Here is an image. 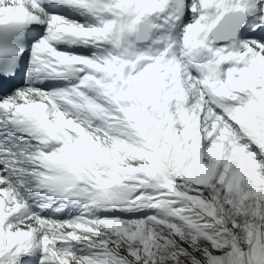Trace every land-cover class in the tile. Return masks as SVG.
I'll list each match as a JSON object with an SVG mask.
<instances>
[{
	"label": "snow or ice",
	"instance_id": "6c2138e0",
	"mask_svg": "<svg viewBox=\"0 0 264 264\" xmlns=\"http://www.w3.org/2000/svg\"><path fill=\"white\" fill-rule=\"evenodd\" d=\"M0 264H264V0H0Z\"/></svg>",
	"mask_w": 264,
	"mask_h": 264
}]
</instances>
